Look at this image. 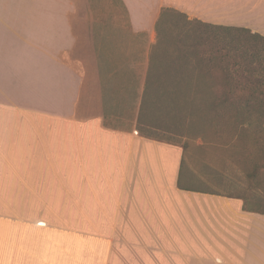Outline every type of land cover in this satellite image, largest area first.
I'll return each instance as SVG.
<instances>
[{
    "label": "crops",
    "instance_id": "crops-1",
    "mask_svg": "<svg viewBox=\"0 0 264 264\" xmlns=\"http://www.w3.org/2000/svg\"><path fill=\"white\" fill-rule=\"evenodd\" d=\"M163 9L264 36V0H0V264H264V209L142 133Z\"/></svg>",
    "mask_w": 264,
    "mask_h": 264
},
{
    "label": "rangeland",
    "instance_id": "rangeland-1",
    "mask_svg": "<svg viewBox=\"0 0 264 264\" xmlns=\"http://www.w3.org/2000/svg\"><path fill=\"white\" fill-rule=\"evenodd\" d=\"M190 21L195 20L170 15L162 24L160 42L151 57L149 88L141 120L142 133L173 142L182 148V184L186 187L240 196L247 203H252L251 207L264 209V158L259 160L264 144V114L255 117V109L249 116L244 115L242 102L238 101L237 112L235 108L236 113H233L232 130L235 134H244L248 127H252V138L233 140L230 150L222 140L215 139L214 132L206 127L208 118L214 117L215 113L203 104L207 95L231 92L236 96H245L257 93L258 89L255 86L246 87L248 83L238 79L242 73L234 71L227 73L238 79L230 82L232 87L220 86L219 79L225 72L216 65L207 66L206 60L214 59L211 55L218 47L215 40L221 34L211 28H198ZM200 41L202 47L195 57L192 48L191 70H187L184 59L190 54L188 46ZM181 79L183 82L177 85ZM171 92L191 96L195 99V106L179 104L170 97ZM222 111V116L227 117L229 111ZM246 116L253 125H244ZM223 123L227 125V121ZM255 139L260 146L254 144ZM7 259L0 257V260Z\"/></svg>",
    "mask_w": 264,
    "mask_h": 264
},
{
    "label": "trees",
    "instance_id": "trees-1",
    "mask_svg": "<svg viewBox=\"0 0 264 264\" xmlns=\"http://www.w3.org/2000/svg\"><path fill=\"white\" fill-rule=\"evenodd\" d=\"M170 15H181L187 19L182 13L172 11L171 9H163L156 28L158 43L160 42L162 24ZM191 23L197 24L198 28H211L221 34L218 39L215 40L218 47L211 55L214 59L206 60L207 66L213 67L216 65V67L225 72L223 77L219 79L220 86L223 87L225 85L227 87H232L230 82L242 79L248 83L246 84V87L255 86L256 89H258L255 94L251 93L250 95L236 96V94L230 92V94L222 93L217 96L207 95L203 100L204 106L215 113L214 117L208 118L206 127L214 132L215 139L222 140L231 150L233 148V140L242 139L245 141L252 138V134L250 133L252 127H248V130H246L244 134H235L232 130V120L234 118L233 113L235 112V108L237 112V104L239 105V102H242L243 106H241V108L243 109L244 115L249 116L251 111H254L255 109V117L264 114L261 111L263 109L262 106H264V36L252 32L247 28L213 26L198 20L192 21ZM201 44L202 41L188 46L190 48V54L184 59L186 61L187 70H191L192 48L194 52L193 56L195 57L198 53V49L202 47ZM204 58L205 57H203V59ZM230 71L242 73L241 78L237 79L234 75L227 74L230 73ZM180 82H183L182 79L177 81V85H179ZM185 83L187 84L188 81ZM170 97L184 106L187 105L191 107V105L195 106L196 104L195 99L191 98L189 95L186 96L177 92H171ZM222 110L229 111L227 117L222 116ZM247 116L243 121L244 125H253L250 123ZM223 121H227V125H225ZM229 121H231L230 124ZM254 144L257 146L261 145L256 139ZM261 150L262 152L259 153L261 157L259 158L260 161L264 158V144L261 147Z\"/></svg>",
    "mask_w": 264,
    "mask_h": 264
}]
</instances>
